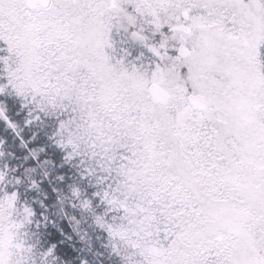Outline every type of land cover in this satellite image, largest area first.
I'll list each match as a JSON object with an SVG mask.
<instances>
[{"label":"snow or ice","instance_id":"1","mask_svg":"<svg viewBox=\"0 0 264 264\" xmlns=\"http://www.w3.org/2000/svg\"><path fill=\"white\" fill-rule=\"evenodd\" d=\"M264 264V0H0V264Z\"/></svg>","mask_w":264,"mask_h":264},{"label":"rangeland","instance_id":"2","mask_svg":"<svg viewBox=\"0 0 264 264\" xmlns=\"http://www.w3.org/2000/svg\"><path fill=\"white\" fill-rule=\"evenodd\" d=\"M80 231L82 233L85 231L88 232L89 235H88V237H86V239H87L88 244L91 246L94 243V241L92 240L94 232H92L91 229L88 228V225L86 223H83V222L80 226ZM73 239H74V245L76 246V248H83L85 251H88V253H94L93 257L97 259V262L94 261V262H90L88 264H105L106 258H100L101 256H99V255H101V254L97 253L95 250L89 251V249L86 247V245L84 243L80 242L77 237L74 236ZM97 243L102 244L103 239L102 238L99 239Z\"/></svg>","mask_w":264,"mask_h":264},{"label":"trees","instance_id":"3","mask_svg":"<svg viewBox=\"0 0 264 264\" xmlns=\"http://www.w3.org/2000/svg\"><path fill=\"white\" fill-rule=\"evenodd\" d=\"M97 236L95 234V239H94V243H93V247L94 250L101 254V258H106V252L104 250V248L102 247V244L97 243L99 239H97ZM73 251L76 257L82 258V259H86L89 262V259H93V256L89 255L88 253H86V251L83 248H76V246L74 245V239H73ZM76 264H79V260H76Z\"/></svg>","mask_w":264,"mask_h":264}]
</instances>
